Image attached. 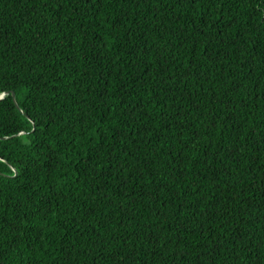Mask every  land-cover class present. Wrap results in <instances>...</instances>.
<instances>
[{
	"label": "trees",
	"instance_id": "obj_1",
	"mask_svg": "<svg viewBox=\"0 0 264 264\" xmlns=\"http://www.w3.org/2000/svg\"><path fill=\"white\" fill-rule=\"evenodd\" d=\"M3 92L0 264H264V0H0Z\"/></svg>",
	"mask_w": 264,
	"mask_h": 264
},
{
	"label": "water",
	"instance_id": "obj_2",
	"mask_svg": "<svg viewBox=\"0 0 264 264\" xmlns=\"http://www.w3.org/2000/svg\"><path fill=\"white\" fill-rule=\"evenodd\" d=\"M6 93H7V92H3V93H1V94H0V99H1ZM10 94H11V97H12V100H13L14 104L17 106V104H16V102H15V98H14V92L11 91Z\"/></svg>",
	"mask_w": 264,
	"mask_h": 264
}]
</instances>
